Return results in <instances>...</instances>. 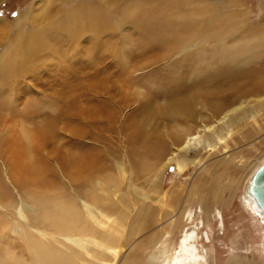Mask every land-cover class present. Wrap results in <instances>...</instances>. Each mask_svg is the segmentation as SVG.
Wrapping results in <instances>:
<instances>
[{"label": "rangeland", "instance_id": "1", "mask_svg": "<svg viewBox=\"0 0 264 264\" xmlns=\"http://www.w3.org/2000/svg\"><path fill=\"white\" fill-rule=\"evenodd\" d=\"M126 1L0 0V57L5 59L0 58V213L21 209L28 216L31 209H37L27 194L32 183H28L30 177L26 172L33 167L54 194L72 198L80 209H83L80 200L90 203L86 194L98 180L105 185L102 178L106 172L110 173L107 178L112 176L117 182L114 184L112 180L110 185L109 182L105 187L102 185L105 190L110 188V197L102 203L101 209H117L121 214L126 211L125 220L128 217L136 223L143 220L139 214L138 219L133 216L141 208L148 209L149 206L157 218L171 209L172 202L162 200L170 189H182L178 196L181 200L187 198L186 192L190 189L184 209L194 215V184L198 185L201 180L199 188L204 191L210 188L221 213L220 217L216 211L211 213L207 220L210 226L202 223L204 216L200 213L189 227V230L197 227L199 252L204 247L211 248L208 253L212 257L206 255V264H264V225L244 201L245 178L255 163L264 157V91L238 98L233 104L242 100L245 110L240 113L237 110L230 117L220 113L212 119L202 112V122L214 125L216 132L227 131L222 134L225 139L218 140L215 135L200 129L199 133H203L213 147H202L198 143L190 145L186 151L189 161L182 169H177L173 159L162 168L164 158L160 163L149 157L146 160L151 133L157 134L156 141L166 142V135L172 131V121L152 116L142 126L139 120L147 113L143 106L145 101L164 86L159 80H165L166 70L175 61L184 59L182 69L195 67L198 61L193 55L199 53L194 54L195 49L204 46V51L208 48L211 51L214 43L209 39L192 48L179 46L178 53L166 55L164 61L153 62L151 53L159 47V37H147L140 29L137 14L143 10L142 4L136 3L133 9L124 8ZM141 1L148 5L151 1L163 3L159 13L162 16L170 15L173 7L178 11L206 7L205 14L193 13L187 21L195 27L198 36L208 32V25L216 16L234 20L236 27L230 31L222 30V34L227 35L226 42L216 43L214 49L226 44L233 46L243 36H257L258 29L264 26V0H176L180 2V8L172 0ZM32 8H37L34 12L42 17L41 22L27 19ZM85 9L90 11L87 16ZM20 14L24 17L17 21ZM96 14H103L102 20L98 21L100 26L91 24L79 30L80 25L86 26L89 16ZM58 20L63 25L61 31L53 30ZM39 22L43 26L40 27ZM74 22L77 25L73 26ZM38 29L43 33V36L38 35L41 43L39 41L37 47L24 52L25 42ZM262 41L257 38L255 43ZM120 49L133 55L116 56L113 52ZM187 51L188 56L185 55ZM263 51L259 52L256 63L247 64L243 70L264 68ZM189 52H193L192 57ZM20 57L23 63L19 61ZM105 64L109 71L104 76ZM11 67H14L13 71ZM161 103V100L153 101L155 108ZM196 121L194 123L199 125V116ZM38 131L42 134L37 135ZM222 157L228 158L229 167L234 170L235 178L238 177L235 188V180L229 184L224 175L216 181H203L205 176L212 178L213 168L221 169L217 161ZM143 160L154 162L153 167L146 166ZM119 164L124 167V172L119 171ZM239 166L243 168L237 172ZM158 171L159 187H154V173ZM218 172L221 174L222 170ZM98 185L97 189H100ZM143 193L147 196L143 197ZM167 222L166 219L156 221L135 239L157 228H168ZM185 226L183 224L170 234L173 243L179 241Z\"/></svg>", "mask_w": 264, "mask_h": 264}, {"label": "bare ground", "instance_id": "2", "mask_svg": "<svg viewBox=\"0 0 264 264\" xmlns=\"http://www.w3.org/2000/svg\"><path fill=\"white\" fill-rule=\"evenodd\" d=\"M172 1L176 4V7L179 6L180 8L181 5H179V1ZM136 3L142 4L143 6L142 12L137 14V20L140 29L144 31V35L147 37H159V47L151 53L152 57H154L153 62L164 61L166 55L178 53L179 46H182L184 49L192 48L209 41V39L214 43V46L211 48L213 50L210 49L211 51H208L209 48L207 51H204L206 50L204 46L195 49L196 51L194 54L199 51L196 56L193 55L195 60L198 61L195 67L191 65L192 67H189V69H182L184 67L182 64L183 58V60L175 61L172 66L170 65L171 68L166 70L167 75L164 76L165 80H159L164 86H159L161 87V89H159L160 91L158 92L157 90L155 93H152L150 99L145 101L143 106L147 113L142 117L143 119L139 120L143 126L147 124V119L152 116L154 118L159 116V118L165 117L171 119L172 131L166 135V142L165 140L161 142H158L159 140L156 141L154 137L157 134L151 133L150 136L152 138L149 137L150 140L148 144L150 145L148 146L149 148H146L148 151L146 150L147 154L145 158L146 160L147 157H149L148 159H155L156 163L164 158L161 168L166 165L169 159H173L177 165V169H182L186 162L189 161L186 151L190 148V145L198 143L199 145L201 144L202 147H213L211 142L204 138V132L215 135L218 140L225 139V136L223 137L222 134L227 131L223 132V130H220L216 132L213 130L214 128L216 129L214 125H207L202 122L204 121L202 112H206L212 119L220 113H223V115L226 114V117H230L231 114H234L237 110H239V113L245 110L242 106V100H239L238 104H233L238 98H241V96L243 97V95L247 93L258 94L260 90L264 91V68L243 70V67L247 64L256 63L258 60L256 58L260 56L259 52L264 50V26L261 27V30H259L260 28L258 29L257 36H243L239 42H234L235 44L233 46L226 44L224 47L222 45L214 49L216 43L219 45L223 41L224 43L226 42L227 35H223L222 30L225 28L230 31L236 27L237 24L234 20H222L220 17L216 16L214 20L209 23L208 32L205 35L202 34L198 36L195 32L196 29L194 30L195 27H193L192 24H188L187 21L193 13L195 15L205 14L207 11L206 7L193 10L183 8L182 11H178L173 7L174 9H172L170 15L165 14L163 16L159 14L163 8V3L161 2L151 1L148 5L141 0H128L124 3V8L129 6L133 9ZM36 9L37 8H32L27 19L33 20V22L40 20L41 16L38 17L34 12ZM72 12L74 13L76 10ZM84 12L86 16L90 14V11L87 9H85ZM23 17L24 15L20 14L16 17V20L18 21ZM102 17L103 14L89 16L87 18L88 22L86 21V26L83 27L80 25L79 30L85 29L91 24H99L98 21L102 20ZM60 22L58 20L57 25L55 26L54 24L53 30H62L63 25ZM64 22L65 20L62 21V23ZM83 22L84 20H82L81 23ZM72 24L73 26L77 25L75 22ZM41 25L42 23H40V27ZM100 25L101 24L98 26ZM40 27L39 29H41ZM39 29L30 40L28 39L27 43L25 42L22 48L24 52L30 51L35 46L37 47L39 45V41L41 40H39V38L41 36L38 37V35L43 36L42 31ZM76 30L77 29H75V31ZM72 32L74 34V30ZM70 34L72 35V33ZM257 38H261L263 41L257 44L255 43ZM43 39H45V37ZM33 51L35 52V50ZM79 51L80 50L77 52ZM113 53L121 57H130L131 54L133 55V53L124 52L122 49L118 50L117 53L115 51ZM187 53L188 51L185 55ZM191 53L193 54V52ZM26 55L24 56L26 57ZM0 58L1 60L4 59L2 55ZM19 61L22 62V58ZM23 65L21 64V67ZM13 68L14 67H11L10 70ZM107 71L109 70L105 64L102 69L104 76L108 74ZM156 100H161L162 102L157 108L153 105V101ZM198 116L200 124L196 125L194 122H197L196 119ZM223 121L224 120L220 122L222 123ZM200 129L204 130L202 134L199 133ZM41 134L42 132L38 131L37 135ZM167 154L168 156H166ZM263 159L264 157L260 162ZM144 162L146 166L149 164L150 167H153L154 162ZM260 162L258 164L255 163L254 168L250 170L249 175L245 178L244 201L249 205L252 213L256 215L264 225V210L246 190V184L253 170ZM217 163L220 164L221 169L217 170L213 168L212 178L205 176L203 181H208L209 179L216 181L219 177L224 175L227 176V182H229V184L235 180V188L236 183H238V177L235 178L236 174L234 170L229 167L228 158L222 157ZM33 168L28 169L26 172L30 177L28 183H32L31 187H28L27 194L36 204L37 209H31V214H28V216H26L21 209L13 208L11 212L6 211V213H0V264H152L153 262L156 264H206V255L212 257V255L208 253L211 248L204 247L201 249L202 252H199L197 239L200 238V235L196 230L197 227L189 230V227L195 222V218H197L200 213L204 216V219L202 218V223L205 222L209 226L210 224L207 220H209L208 217H210L211 213L216 211L218 217L221 215L219 202L213 200V193L210 188L206 191L199 188V182L202 183L201 180H198V185L195 182L194 185L196 188H193L196 199L194 215L188 209H184L189 201L190 189L186 192L187 198L185 199V197H183V200H181V197H178L182 189H170L162 200H169L172 202L171 209L167 210L161 218H157L156 213H154L153 210L151 212L149 206L148 209L141 208L138 211L139 213L135 212L136 216L133 215L135 219H138V214L142 217L143 220H140L144 223L139 224L141 222L136 223L134 219L130 218L129 220L128 217V221L125 220V215L128 216L127 213L125 214L126 211L121 214L120 210L117 209H111V211H108L109 209H101L102 203L110 197V188L107 187L108 189H103L102 185L104 184H102V181L100 184V182H98L100 180H98L88 194H86L91 201L90 203L83 199L80 200V204L83 207V209H80L72 198H64L61 194V197L54 194V191H52L49 186L44 185V180L38 174L39 171ZM242 168V166H239L236 169L237 172ZM118 169L124 172V167H122L121 164L118 165ZM221 170L222 173L220 174L218 171ZM108 174L110 173L106 172L104 174V179L101 177L102 180H105L104 187L107 186L106 184L108 182L110 185V181L113 180L112 176L111 178H107L109 177ZM158 175L159 171L154 173V187H159V183L156 181ZM241 176L242 174L240 177ZM113 181L114 184L117 182H115V180ZM97 185L98 187L101 186L100 189H97ZM117 185L118 184H116L115 188ZM131 186L133 188L135 187L133 184H130V187ZM142 196L146 197L147 195L143 193ZM113 214L114 216L110 219L109 217ZM160 219L168 220L167 224L169 227L163 226L157 228L150 233H144V237L142 236L143 238L141 237L138 240L135 239L138 233L152 227L156 221ZM183 224L186 226L188 225V227L185 226L179 241L173 243V241L170 240V234ZM235 264H238V262Z\"/></svg>", "mask_w": 264, "mask_h": 264}, {"label": "water", "instance_id": "3", "mask_svg": "<svg viewBox=\"0 0 264 264\" xmlns=\"http://www.w3.org/2000/svg\"><path fill=\"white\" fill-rule=\"evenodd\" d=\"M246 190L255 198L264 210V159L253 170L247 182Z\"/></svg>", "mask_w": 264, "mask_h": 264}]
</instances>
